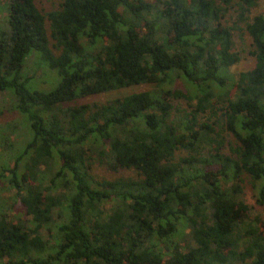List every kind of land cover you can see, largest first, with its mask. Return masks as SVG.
<instances>
[{"label": "trees", "instance_id": "1", "mask_svg": "<svg viewBox=\"0 0 264 264\" xmlns=\"http://www.w3.org/2000/svg\"><path fill=\"white\" fill-rule=\"evenodd\" d=\"M257 1L0 0V94L26 120L6 129L29 139L2 147L0 264H264V220L243 201L249 188L264 207ZM239 34L255 63L229 77ZM31 52L60 78L47 93L28 88Z\"/></svg>", "mask_w": 264, "mask_h": 264}, {"label": "rangeland", "instance_id": "2", "mask_svg": "<svg viewBox=\"0 0 264 264\" xmlns=\"http://www.w3.org/2000/svg\"><path fill=\"white\" fill-rule=\"evenodd\" d=\"M38 6L40 10L43 12H48L52 9H55L60 0H37ZM150 1V0H149ZM4 3V1H2ZM257 7L252 10L251 15H264V0L257 1ZM6 16L5 10H0V23L3 17ZM250 40L245 34H239L235 36L234 39V50L237 51L241 59L240 61L230 67L227 71V75L229 77H233L234 75L247 71L254 66V59L251 57L248 52L250 51ZM25 71L31 73L33 78L28 84V88L30 90H36L43 93H47L53 90L59 83L60 78L56 74L55 71L49 70L46 66L43 65L39 55L35 52H31L25 60L24 68ZM151 85H139L132 86L125 89L109 91L97 95H90L82 99H78L74 102V104H94V103H104L109 100H113L116 98H120L126 96L131 93L141 92L145 90L152 89ZM171 87L182 89L186 92L189 88L184 85L182 82H175ZM188 88V89H187ZM193 94V93H192ZM24 122L26 124L25 116H22L19 112L13 109V104L11 105V96L7 92L0 94V164L2 161L6 162V164L11 167L12 165V157L8 156L7 152H4V148L8 147L10 151H18L22 150L28 143L29 139L23 135L20 131L18 133L10 135V132L6 129L8 124L16 125L19 129H22L24 126ZM4 147V148H2ZM12 155V153H10ZM94 174L101 178L107 179H115L120 177L121 175L127 176L130 174L129 172L120 171L115 174L113 172H109L106 170L105 166H99L97 163L93 165ZM5 192V191H4ZM13 194V191L6 192L3 194L0 191V207L4 202H8L9 197ZM5 195L7 196L5 198ZM4 196V197H3ZM243 201L250 207H252L258 216L264 220V207L258 206L255 203L252 191L247 188L245 189Z\"/></svg>", "mask_w": 264, "mask_h": 264}]
</instances>
